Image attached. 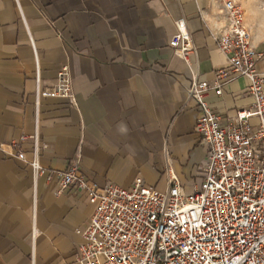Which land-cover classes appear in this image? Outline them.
I'll list each match as a JSON object with an SVG mask.
<instances>
[{
    "label": "crops",
    "instance_id": "obj_1",
    "mask_svg": "<svg viewBox=\"0 0 264 264\" xmlns=\"http://www.w3.org/2000/svg\"><path fill=\"white\" fill-rule=\"evenodd\" d=\"M224 1L0 0V264H79L94 206L75 185L60 187L58 173L72 165L99 188L140 177L159 191L173 182L193 191L207 147L188 89L194 78L213 83L228 65L215 42ZM177 22L195 47L190 67L169 46ZM251 45L264 76V37L252 33ZM65 64L73 102L37 100V87L52 86ZM225 81L206 99L224 123L252 103L245 77L217 80ZM34 134L44 168L37 177L17 157L30 158Z\"/></svg>",
    "mask_w": 264,
    "mask_h": 264
},
{
    "label": "built area",
    "instance_id": "obj_2",
    "mask_svg": "<svg viewBox=\"0 0 264 264\" xmlns=\"http://www.w3.org/2000/svg\"><path fill=\"white\" fill-rule=\"evenodd\" d=\"M221 14L225 24L215 42L228 65L216 71V79L229 73L245 77L250 107L234 111L224 123L206 99L210 91L221 95L227 81L192 79L188 99L198 106L195 130L207 155L199 170L201 180L190 193L176 182L159 191L140 177L128 188L111 183L99 188L81 179L76 165L58 173L61 188L75 185L94 206L80 231L79 264H264V76L255 70L262 53L251 45L238 2L225 0ZM176 25L169 46L190 67L188 57L195 53L192 37L183 22ZM43 97L73 102L67 64L52 86L37 87L36 99ZM253 117L256 125L249 122ZM32 138L30 158L24 159L23 152L17 157L37 177L44 168L37 135Z\"/></svg>",
    "mask_w": 264,
    "mask_h": 264
},
{
    "label": "rangeland",
    "instance_id": "obj_3",
    "mask_svg": "<svg viewBox=\"0 0 264 264\" xmlns=\"http://www.w3.org/2000/svg\"><path fill=\"white\" fill-rule=\"evenodd\" d=\"M245 13V23L250 32L264 37V0H235Z\"/></svg>",
    "mask_w": 264,
    "mask_h": 264
}]
</instances>
